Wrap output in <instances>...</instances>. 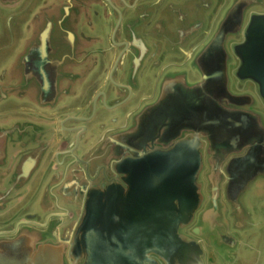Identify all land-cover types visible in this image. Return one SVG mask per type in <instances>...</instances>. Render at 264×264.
Masks as SVG:
<instances>
[{"label": "water", "instance_id": "95a60500", "mask_svg": "<svg viewBox=\"0 0 264 264\" xmlns=\"http://www.w3.org/2000/svg\"><path fill=\"white\" fill-rule=\"evenodd\" d=\"M98 1L0 0L23 29L0 106L43 114L0 121V264H258L264 0H106L123 42L88 51L71 40ZM159 55L187 66L130 106Z\"/></svg>", "mask_w": 264, "mask_h": 264}, {"label": "flooded vegetation", "instance_id": "af4514ba", "mask_svg": "<svg viewBox=\"0 0 264 264\" xmlns=\"http://www.w3.org/2000/svg\"><path fill=\"white\" fill-rule=\"evenodd\" d=\"M30 2L31 0H27L26 5L18 9L16 12L23 13L25 10V13H26L27 9L33 6V5H29ZM98 2L99 4L102 3L103 6L100 7V5H98L97 7V5H95L96 4L95 2L93 3L94 8L93 7L91 8V13H92L91 17L89 18L87 17L86 11L80 16V19L77 22V29L75 30V32L77 33L76 34L77 36H75V38L72 37V40L71 39L70 40L72 42L74 41V45L77 47H79L80 45L79 43H81L82 41V43H84L88 47L87 49L88 51H93V48L97 49V47L99 49L102 47L107 48V50L111 49L112 47L118 48L119 43H120L119 41L121 40L123 42V39L119 40L114 35L115 29L117 27V22H118L117 19H119V15L117 12L114 13L113 9L109 7V4L107 5L106 0H99ZM119 2L124 5L126 4L123 1H119ZM115 14L117 15L116 17H115ZM12 15L13 13L8 14V16L6 17V27L0 30V66L4 65L8 61V59L13 54V52L15 51L18 45L19 36H17L15 31L17 30L21 32L23 31L21 27H19L18 29L15 28V23L11 25L8 24V18H11ZM162 60L163 58H161L159 55L158 58L151 61L149 67L147 68L148 70L146 69V71L149 72L148 73L149 75L145 77V80L146 79L149 80V81L148 80L146 81H148V85L152 84V88L151 90H149L148 93L143 91L140 95H138L137 96L138 98L137 97L135 98L137 100H135L133 104H131L130 106H133V105L135 106V104L137 105L142 98L148 95L151 96L153 94L154 85H155L157 78L159 77L162 67L167 66V67L180 69V68H184L187 66V63L185 64V62L187 61L186 57L178 58L175 56H168L166 61L163 62ZM101 62H102V57H101L100 64ZM94 83L95 82L88 84L87 86L88 88L86 87L85 92H84V98H85V95H87V92L89 94L91 93V91L93 90L92 86H94ZM248 86L249 85H245L244 82L238 81L236 82L235 88L241 91L243 90L244 87L245 89H248ZM249 87H251V89L252 87L255 88L252 84H250ZM97 94H100V92H96V95ZM19 111L20 113H23V114L26 113L27 116L31 118L39 119V116L43 117V114L41 113V109L37 108L35 105H32V104H31V108H29V106L28 107L22 106L21 109H17V110H11V109L5 110V107L1 105L0 106V121L7 119L5 118L6 115L11 116V113L19 112ZM127 112L125 113V115L127 114ZM124 117L125 116H123V119ZM45 170L43 171V173H45ZM13 215L14 214H10L9 216H13ZM11 218L12 217H8L4 219L6 221L3 223V225H9L7 228L8 230H12L14 227H12L11 224L15 225L14 223H16V221L13 219L7 220Z\"/></svg>", "mask_w": 264, "mask_h": 264}, {"label": "rangeland", "instance_id": "374dc122", "mask_svg": "<svg viewBox=\"0 0 264 264\" xmlns=\"http://www.w3.org/2000/svg\"><path fill=\"white\" fill-rule=\"evenodd\" d=\"M256 10H260V9H256ZM262 184V183H261ZM259 186L257 184V186L253 187V190L250 192L249 194V202L250 204H252L253 211H255L256 215V219H260L261 225L256 229V232L252 238V240L254 241L253 243L255 244V246H257L258 249V255L254 256V258L259 259V263L258 264H264V200L261 199V197H258L259 194ZM253 235V234H252ZM243 255H246V251H243ZM255 252V251H254ZM253 252V254H254ZM251 254V253H249ZM248 254V255H249ZM246 255V256H248ZM252 256V255H251ZM252 260V259H251ZM245 264H251L250 262L248 263V261Z\"/></svg>", "mask_w": 264, "mask_h": 264}, {"label": "crops", "instance_id": "0c3cea01", "mask_svg": "<svg viewBox=\"0 0 264 264\" xmlns=\"http://www.w3.org/2000/svg\"><path fill=\"white\" fill-rule=\"evenodd\" d=\"M3 66V65H2ZM2 66H0V67H2ZM5 103H7V101H5ZM5 103L3 104V105H5ZM47 121H49V120H47ZM55 122H57L56 120H55ZM252 259V258H251ZM251 259H243V258H240L239 260H238V262H237V264H245L247 261H249V262H251L252 260ZM248 262V263H249Z\"/></svg>", "mask_w": 264, "mask_h": 264}]
</instances>
